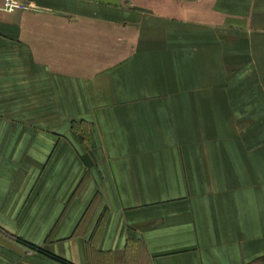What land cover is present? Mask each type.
<instances>
[{"label": "crops", "instance_id": "1", "mask_svg": "<svg viewBox=\"0 0 264 264\" xmlns=\"http://www.w3.org/2000/svg\"><path fill=\"white\" fill-rule=\"evenodd\" d=\"M0 0V264H264V0Z\"/></svg>", "mask_w": 264, "mask_h": 264}, {"label": "built area", "instance_id": "2", "mask_svg": "<svg viewBox=\"0 0 264 264\" xmlns=\"http://www.w3.org/2000/svg\"><path fill=\"white\" fill-rule=\"evenodd\" d=\"M31 5H25L20 0H4L3 9L7 12H12L17 9H28Z\"/></svg>", "mask_w": 264, "mask_h": 264}]
</instances>
